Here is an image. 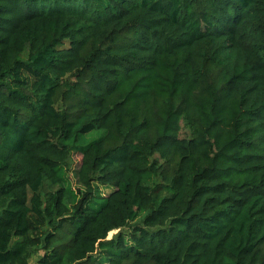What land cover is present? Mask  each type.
I'll use <instances>...</instances> for the list:
<instances>
[{"label":"trees","instance_id":"16d2710c","mask_svg":"<svg viewBox=\"0 0 264 264\" xmlns=\"http://www.w3.org/2000/svg\"><path fill=\"white\" fill-rule=\"evenodd\" d=\"M35 258L264 264V0H0V264Z\"/></svg>","mask_w":264,"mask_h":264},{"label":"rangeland","instance_id":"374dc122","mask_svg":"<svg viewBox=\"0 0 264 264\" xmlns=\"http://www.w3.org/2000/svg\"><path fill=\"white\" fill-rule=\"evenodd\" d=\"M187 132H189V131H187ZM187 132H186V130H182L181 134L184 133L186 135ZM99 136H100L99 133L88 135L86 137V142H89V141H91V140H93ZM81 160H82V156L79 153L74 152L72 154L71 160L69 161L68 176L70 177L71 181L74 183V186H76V182H77L76 172L79 169V166L81 164ZM110 192H111L110 190L105 191L106 194H109ZM116 233H117V231L112 232L109 235V238H112ZM31 264H37V258L33 259Z\"/></svg>","mask_w":264,"mask_h":264}]
</instances>
